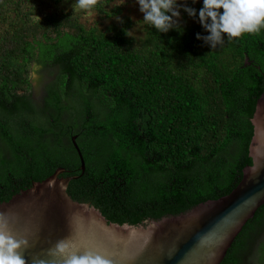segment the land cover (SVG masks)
I'll list each match as a JSON object with an SVG mask.
<instances>
[{"label": "trees", "instance_id": "1", "mask_svg": "<svg viewBox=\"0 0 264 264\" xmlns=\"http://www.w3.org/2000/svg\"><path fill=\"white\" fill-rule=\"evenodd\" d=\"M70 1L0 0V202L59 167L61 176L79 175L67 186L73 200L118 224L178 215L228 194L251 164L264 29L224 35L212 48L196 38L209 34L198 18L203 0H177L196 15L180 7L166 33L142 12L136 19L110 9L114 0L89 10ZM31 64L53 75L40 100ZM220 264H264V204Z\"/></svg>", "mask_w": 264, "mask_h": 264}, {"label": "water", "instance_id": "2", "mask_svg": "<svg viewBox=\"0 0 264 264\" xmlns=\"http://www.w3.org/2000/svg\"><path fill=\"white\" fill-rule=\"evenodd\" d=\"M248 145L251 164L241 170L238 184L226 195L206 200L190 210L141 224L108 222L101 212L67 193L71 180L56 168L0 202V222L11 235L27 239L20 249L26 264L33 258L59 264L60 253L49 250L62 241L68 252L103 255L111 264H220L248 220L264 204V90L257 98ZM71 142L84 172V160Z\"/></svg>", "mask_w": 264, "mask_h": 264}, {"label": "clouds", "instance_id": "3", "mask_svg": "<svg viewBox=\"0 0 264 264\" xmlns=\"http://www.w3.org/2000/svg\"><path fill=\"white\" fill-rule=\"evenodd\" d=\"M82 10L94 8L99 0H76ZM143 21L158 32H167L177 26L173 17H179V8L183 7L189 16H195L196 10L177 4V0H137ZM223 10L222 12L220 10ZM171 13V15H169ZM199 23L209 33L207 36L196 34L212 48L227 39L240 38L246 34H258L264 29V0H203L198 13ZM28 246L27 239H17L9 232L6 223L0 222V264H26L20 249ZM60 253L63 257L59 264H111L103 255L84 252H68L59 241L49 253ZM32 264H46V261L33 258Z\"/></svg>", "mask_w": 264, "mask_h": 264}, {"label": "rangeland", "instance_id": "4", "mask_svg": "<svg viewBox=\"0 0 264 264\" xmlns=\"http://www.w3.org/2000/svg\"><path fill=\"white\" fill-rule=\"evenodd\" d=\"M66 6L68 7L67 4ZM69 6L72 8H78V4L76 3V1H70ZM118 6L121 7L124 14L125 13L132 14L133 17L136 19L137 17H139V15H141V11L139 10V5L137 3V0H114L112 5L110 6V9L118 7ZM63 7H64V4H61L59 6V9H62ZM88 17L90 19H93V18L95 19L101 16H98V15L95 16V14L90 13ZM119 17L120 16H117V18H112L107 23L117 22ZM28 75H29V80L31 82V86H32L33 98L34 100H40L43 94V89L45 85L50 80H52L53 75L49 74L46 71H43L42 69H40L38 66L34 64H31L29 71H28Z\"/></svg>", "mask_w": 264, "mask_h": 264}]
</instances>
